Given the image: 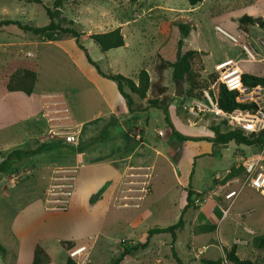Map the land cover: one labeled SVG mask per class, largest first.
Instances as JSON below:
<instances>
[{
  "label": "rangeland",
  "instance_id": "374dc122",
  "mask_svg": "<svg viewBox=\"0 0 264 264\" xmlns=\"http://www.w3.org/2000/svg\"><path fill=\"white\" fill-rule=\"evenodd\" d=\"M197 6L190 13L186 12L191 7L188 0H64L55 22L60 27L84 32L79 42L103 72L135 79L145 68L151 81L162 75L161 85L167 87L164 94L154 89L148 91L145 99L135 97V111L131 112L125 104L110 117L106 100L113 99L117 84L103 77L88 61L76 38L60 30L47 31L44 36L13 24L0 28V160L16 148L34 147L40 142L60 146V150L26 161L7 176L8 181L0 190V242L7 253H0V264L15 263L19 245L29 255L35 240L51 256L50 264H65L68 252L61 239L83 244L78 246L84 248L82 254L75 255L77 247L69 250L79 264H112L123 244L143 242L148 229L178 222L186 201L184 187L189 185L186 190L196 187L200 192L196 191L199 195L195 205L184 210V225L176 231L175 240L170 233L154 235L146 249L127 255L120 264H179L173 249L184 264H205L203 259L223 257L224 245L231 247L234 238L243 235V227L254 228L255 235L264 234V193L251 187L239 194L229 215L219 224L223 246L218 242L217 229L210 233L198 229L209 214L204 206L207 200L228 205L224 195L244 179L245 158L263 151L264 166V145L178 140L171 135L162 109L147 101L165 96L163 102L169 105L174 125L192 136H213L212 128L217 125L222 132L237 127L232 119L210 111L196 117L191 114L194 97L185 95L188 85L184 82L183 97H177L175 91L180 82L174 80L172 68L167 67L160 74L157 66L160 61L176 59L180 38L177 25L184 22L191 24L192 30L182 51L205 52L203 77L211 72L221 76L222 68L235 61H239L243 72L262 75L261 63L246 61L242 47L217 31L216 26L237 35L240 28H245L239 22L244 14L264 18V0H202ZM46 7L55 11L54 0H42L40 4L0 0V21L18 20L42 27L50 22ZM120 26L126 41L122 47L102 52L90 38L92 33ZM247 27L252 40L264 37L258 26ZM48 38L50 42H43ZM259 51L262 52L260 48ZM222 62L226 64L219 65ZM20 67L37 73L31 95L6 88L9 77ZM219 82L211 86L214 92L218 91ZM239 91L243 95L238 100H253L258 105L255 114L248 111L251 117L264 114V88ZM247 93L251 94L249 98L244 97ZM64 108H68L67 112ZM82 121L83 126L79 124ZM86 126L96 127L87 132ZM98 126L108 130L106 138L88 146L91 138L101 132ZM260 130L263 129L246 132ZM68 134H74L78 141L68 142ZM85 145L88 147L78 152ZM86 151L91 160L84 155ZM79 154L83 155L82 160ZM103 188L100 198L110 199L90 206V197ZM66 189L72 191L69 208H57V223L50 225L52 219L48 217L52 211L48 210L52 209L48 207L60 206L55 199L61 198ZM135 189L139 191L134 192ZM133 194L135 199L127 198ZM202 206L205 214L200 213ZM217 218L219 221L220 216ZM21 230L24 235H20ZM237 246L240 257L263 261L264 250L255 248L252 240ZM19 264H28V256Z\"/></svg>",
  "mask_w": 264,
  "mask_h": 264
},
{
  "label": "trees",
  "instance_id": "16d2710c",
  "mask_svg": "<svg viewBox=\"0 0 264 264\" xmlns=\"http://www.w3.org/2000/svg\"><path fill=\"white\" fill-rule=\"evenodd\" d=\"M133 2L137 0H131ZM27 2L34 3H42V0H27ZM64 0H54L55 11L46 7L47 15L50 19V22L42 27L30 26L27 24H22L18 20H2L0 21V28L4 25H17L20 29L24 31H30L37 35L46 36V32L50 30H60L64 33L70 34L72 37L76 38V42L78 45L84 50L85 55L88 61L97 67L98 72L103 76L109 79H112L116 82L117 88L125 100L126 106L129 108L131 112L135 111L134 104L136 102V98L145 99L147 97L148 91H153L156 89L159 94H164L167 90L166 86L161 85L160 80L162 79V75H159L157 81L153 82L150 79V75L147 69L142 68L137 77L131 78L125 76L121 73H105L103 72L99 66L95 63V61L91 58L86 48L79 42L80 36L84 34V32H79L75 28L71 27H60L59 24L55 22L56 13L60 12V8L63 6ZM189 4L195 6L202 2V0H188ZM73 22V20H71ZM239 22L241 25H244V29H248V25H254L258 23L261 26H264V19L262 17H254L252 15L244 14L240 17ZM177 27L180 31V38L177 42V56L174 61H160L157 68L161 72L167 68H172V76L175 81H183L188 85V89L186 91V96L194 97V98H202L204 90L208 89L212 94L219 107L226 112H232L236 109L240 110H248L255 114L258 110V105L253 100H238V97L243 95L239 90L234 89L230 90L226 87V85L222 82L218 84V91L214 92L211 88L213 84H215L218 80L219 74L217 72H211L207 77H203L201 72L205 70L203 56L205 55L204 51L199 50H187L185 52L182 51V47L184 45L185 39L188 37L192 30V25L189 23L180 22ZM90 38L98 45L102 52L109 51L113 48L122 47L126 44L124 34L122 32L121 26L116 27L112 30L100 32V33H92L90 34ZM50 39V38H48ZM56 40V39H55ZM137 79V80H136ZM37 82V73L36 71L27 68L20 67L18 68L8 79L6 88L11 92H23L27 95H31L35 89V85ZM242 82L245 87L249 90L257 87L264 88V73L262 75L251 74L248 72H243L242 74ZM165 96L161 99L153 98L148 99V104L152 107L162 109L164 113V120L169 128L171 135L176 136L178 140L187 141V140H200V139H208L212 141L214 144H226L230 142H234L236 145H264V129L259 132H249L247 133L245 129L241 127H234L225 132L220 130V127L214 126L212 130L214 131V135L212 138L209 137H192L187 136L180 133L173 125V122L170 117L169 105L165 102ZM105 127V126H104ZM108 130L106 128H102L101 132L91 138L88 142V146L93 145L95 142L105 140L106 134ZM87 145L79 147L78 152L84 151ZM60 146L54 142H40L34 147L30 148H16L9 153L2 156L0 160V190L3 185L8 181V175L16 172L20 169V167L26 164V161L37 158L40 155L48 154L52 151H56ZM60 150V149H59ZM245 174V171H244ZM191 177V176H190ZM245 177V175H244ZM104 188L101 189L98 193L93 194L89 201L90 204H95L101 197V193ZM187 204L184 208L187 209L195 205V201L197 199V195H199L196 191L192 189H187ZM184 219L183 216L179 218L178 222L166 227H152L148 229L146 239L143 242L135 243L134 245H122V249L120 251L119 257L112 261V264H120L121 261L127 255H133L139 250L146 249L149 246L150 240L154 235L161 233H170L173 236V239L176 238V231L183 227ZM217 225L214 223H206L200 224L198 226L199 232L208 233L215 231ZM64 244L66 249L70 250L75 247V243L73 241H61ZM252 244L257 249L264 250V234H257L253 236ZM238 246L234 243L231 247H224L225 257H221L218 259H203L205 264H224V260L230 262L232 264H264L263 261L257 259L250 258H242L238 255ZM0 253L6 254L7 248L0 242ZM17 255V254H16ZM173 256L179 264H184L182 260L177 256L175 250L173 249ZM16 259V257H15ZM51 256L47 252V250L40 244L37 243L34 249V256L31 264H50ZM262 262V263H261ZM2 264H15L4 262ZM65 264H79L75 258L69 255L65 261Z\"/></svg>",
  "mask_w": 264,
  "mask_h": 264
},
{
  "label": "built area",
  "instance_id": "2783aa9c",
  "mask_svg": "<svg viewBox=\"0 0 264 264\" xmlns=\"http://www.w3.org/2000/svg\"><path fill=\"white\" fill-rule=\"evenodd\" d=\"M216 29L217 31L221 32L225 37L232 40L234 43L239 44L242 47L246 55V61L253 63H261V65L264 67V37L261 36L254 41L252 40V38H250L249 33L242 28L238 30L237 35L229 33L227 30L223 29L219 25L216 26ZM256 44L259 46L262 52L259 51V48ZM237 65L238 63L236 62L231 64L230 66H225L224 68H222L221 76L218 77V81L224 83L226 87L230 90L237 89L241 91H247L248 88L245 87L242 82L243 71L237 72ZM67 110L68 108H64V112H67ZM204 111H210L215 115L232 119V121H235V126L241 127L246 131H256L259 129H264V114L262 112H260V116L255 117H251L248 110L236 109L232 112H226L219 107L218 103L211 95L209 90L204 91L203 99L194 98L193 106L190 108V113L193 114L195 117L200 116V114ZM258 125L260 126L258 127ZM160 132L162 133V131ZM66 140L68 142L75 143L77 138L74 134H68L66 136ZM79 156L82 160V154H79ZM262 158L263 151H260L259 153L243 160V166L245 168V177L243 180L240 181L237 188L229 189L225 193L224 197L228 201V205L224 210L225 214L228 213L234 200L246 187L250 186L261 192H264V166L261 165ZM237 180L239 179L237 178ZM63 193L64 194L61 198L55 199V203H58L60 206L55 205L48 207V209L57 210L58 208L60 210H67L69 208L70 199L72 197V191L66 189L65 191H63ZM244 229L245 231L251 234L256 233L253 229L249 227L245 226ZM243 242L246 241L241 239L235 240V243ZM72 253L73 251L70 255L75 256ZM223 257H225V255ZM225 262L227 261L224 260V263Z\"/></svg>",
  "mask_w": 264,
  "mask_h": 264
},
{
  "label": "crops",
  "instance_id": "0c3cea01",
  "mask_svg": "<svg viewBox=\"0 0 264 264\" xmlns=\"http://www.w3.org/2000/svg\"><path fill=\"white\" fill-rule=\"evenodd\" d=\"M197 5H195V6H192L191 5V7H188L187 9H186V12H190V13H192L193 11H195L196 9H197ZM165 8H171V7H168V6H166ZM263 18V17H262ZM264 19V18H263ZM258 23H256V25H251L252 27L253 26H258L259 28H260V30H263L264 31V26H261V25H257ZM194 25L196 26V23L194 22ZM121 29H122V27H121ZM194 29V28H193ZM110 30H112V29H110ZM261 37V36H260ZM263 37V36H262ZM37 40H35V39H33V42H36ZM50 42L51 40L50 39H46V40H44L43 42ZM57 41V40H56ZM55 42V41H54ZM185 42V41H184ZM126 45V44H125ZM238 63L239 61H235L234 63ZM226 63L225 62H222V63H220L219 65H222V66H224ZM244 71V70H243ZM248 72V71H247ZM259 88H261V87H259ZM116 92L115 93H113V99H108L107 98V103H108V113H107V117H110V116H113V115H115L116 114V109L118 108V107H120V108H123L124 107V105H125V100H124V98L122 97V95L120 94V92H119V90H118V88L115 90ZM171 117V116H170ZM172 122H173V125L175 124V122L172 120ZM79 124H81V126H83L84 124H85V121H82V122H79ZM106 124V122H103L102 123V125L104 126ZM87 128V132H89V131H92L93 129H94V127H96V126H86ZM174 127L176 128V130H178L180 133H182V134H184V135H187V136H192V134L190 135V134H188V133H186L185 131H182L181 129H180V127H178V126H175L174 125ZM102 128H104V127H97V130H99V129H102ZM163 129V128H162ZM165 130V129H164ZM192 137H198V136H192ZM206 137H209V138H212L213 136H206ZM89 151H86V153H84V155L85 156H87ZM65 154V153H64ZM83 154V153H82ZM83 156V155H82ZM87 160H91V158H88V156H87ZM178 161H180L181 162V158H179L178 159ZM91 165H92V163H90ZM88 167H89V164L87 165ZM87 167V168H88ZM193 171H192V173H191V177L193 176ZM79 180H80V178H79ZM120 180V177L118 178V180H117V182H120L119 181ZM189 186H191V185H189ZM189 186H186V187H189ZM238 186V185H237ZM237 186L236 187H231L230 189H232V188H237ZM186 187H184V192H185V194H186V201L183 203V208H182V213H181V215L184 213V208H185V206H186V204H187V195H188V191L186 190ZM194 187V186H193ZM248 187H250V186H248ZM247 188V187H246ZM252 188V187H251ZM253 189H255V188H253ZM229 190V189H228ZM227 190V191H228ZM255 190H257V189H255ZM104 191V190H103ZM139 190H137V189H135V191L134 192H138ZM194 191H198V192H200V190L199 189H197L196 187H194ZM258 192H260V193H264V192H261V191H259V190H257ZM121 192V191H120ZM123 192V191H122ZM136 194H138V193H136ZM130 195H132V194H130ZM136 196V195H135ZM134 196V194H133V196H129V197H127V196H125V197H127V198H134L135 197ZM208 199L210 198V197H207ZM109 200L110 199V197H107V198H100L95 204H93V205H97V204H100V203H104V200ZM135 199V198H134ZM225 199V198H224ZM107 200V201H108ZM227 202V200L225 199L224 200V202ZM213 202H211V200L209 199V200H207L205 203H204V206L206 205L207 206V208L209 209V214L207 215V217L206 218H204V220H203V222L201 223V224H206V223H214V224H216L217 225V230L216 231H218V234H217V238H218V242L220 243H222V241L220 240V235H219V232H220V229H221V227L219 226V224H221V220H223L224 218H225V216L227 217L228 215H229V213H230V210L228 211V213L227 214H225L224 213V210L226 209V207L227 206H225V205H223V204H220V203H214V204H212ZM93 205H91L90 204V206H93ZM204 206H202L201 207V211H200V213L202 212L203 214H205V212H204ZM48 211H52V213H50L49 214V217H48V219H52V222H50V220H49V224L50 225H52V224H56L57 222L56 221H54V220H56V216L59 214H57L56 212H55V210H48ZM54 211V212H53ZM199 213V215H198V217H200L201 216V214ZM220 216V218H219V221H218V218L217 217H219ZM216 220V221H215ZM218 221V222H217ZM249 228H251V227H249ZM251 229H253V230H255L254 228H251ZM256 232V231H255ZM208 233H210V232H208ZM243 235L242 236H240V237H236V238H234V240H233V242H232V244H234L235 243V240L236 239H241V240H245L246 242H243V243H236V244H248L249 242H250V240H252L253 239V236L256 234H251V233H249V232H247V231H245V229H244V227H243ZM25 233H24V231L23 230H21V232H20V235H24ZM178 238V237H177ZM62 240H66V239H61L60 241H62ZM177 240V239H176ZM207 240V239H206ZM69 241H76L77 242V244L75 245V247H77L78 248V246L79 245H83V244H81V243H78L79 241H77V240H74V239H72V240H69ZM205 242V241H204ZM38 242L35 240V241H33V244L31 245L32 247H29V255L28 254H26L25 253V251H24V247H22L21 248V246L19 245V250H18V252H17V258L15 259V264H19L20 263V261H23L24 260V257H27L28 256V264H31L32 263V260H33V256H34V249H35V246H36V244H37ZM211 245H213V244H211ZM214 245H216V244H214ZM224 244L222 243V246H223ZM207 246H209V244L207 245ZM225 247H226V245H224ZM216 247H218V245H216ZM222 248V247H221ZM66 249V248H65ZM208 249H209V247H208ZM207 249V250H208ZM206 250V251H207ZM67 252H68V254H67V257L69 256V250L67 249ZM173 252V251H172ZM218 253H220V252H218ZM218 253H216V254H218ZM67 259V258H66ZM252 259H254V258H252Z\"/></svg>",
  "mask_w": 264,
  "mask_h": 264
},
{
  "label": "water",
  "instance_id": "95a60500",
  "mask_svg": "<svg viewBox=\"0 0 264 264\" xmlns=\"http://www.w3.org/2000/svg\"><path fill=\"white\" fill-rule=\"evenodd\" d=\"M183 88H184V82L180 81V84H177L176 91H175V95L177 97H183ZM250 95H251L250 93H247L244 95V97L249 98Z\"/></svg>",
  "mask_w": 264,
  "mask_h": 264
},
{
  "label": "bare ground",
  "instance_id": "6f19581e",
  "mask_svg": "<svg viewBox=\"0 0 264 264\" xmlns=\"http://www.w3.org/2000/svg\"><path fill=\"white\" fill-rule=\"evenodd\" d=\"M236 67H237V72L243 71L239 65H237ZM75 250H76L75 251V255H79V254H82L84 248L83 247H78Z\"/></svg>",
  "mask_w": 264,
  "mask_h": 264
}]
</instances>
